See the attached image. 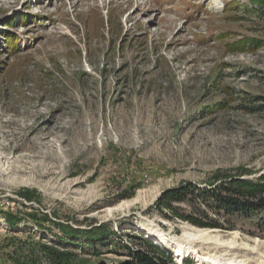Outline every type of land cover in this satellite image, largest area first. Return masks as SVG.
I'll return each mask as SVG.
<instances>
[{"label": "rangeland", "instance_id": "rangeland-1", "mask_svg": "<svg viewBox=\"0 0 264 264\" xmlns=\"http://www.w3.org/2000/svg\"><path fill=\"white\" fill-rule=\"evenodd\" d=\"M0 141L12 146L0 149V264H58L43 244L72 264H137L146 241L159 264H182L132 224L180 233L192 223L161 203L184 188L176 211L264 251V211L221 208L238 202L226 182L264 174V12L252 0H0ZM140 190L149 207L105 210ZM104 224L107 239L84 233Z\"/></svg>", "mask_w": 264, "mask_h": 264}, {"label": "bare ground", "instance_id": "bare-ground-1", "mask_svg": "<svg viewBox=\"0 0 264 264\" xmlns=\"http://www.w3.org/2000/svg\"><path fill=\"white\" fill-rule=\"evenodd\" d=\"M11 148L9 142L2 143L0 141V149L7 151ZM18 149L20 148L17 147L16 150ZM42 155L44 158H50L51 153L42 152ZM3 157L4 155H1L0 159ZM77 183L74 182V184ZM144 196L145 192L140 190L131 199L119 203L117 206L106 207L105 210L107 209V212L125 211L134 204L142 203V201H145V206H148L152 202L145 200ZM156 197L157 195L154 200ZM140 215H142L141 212ZM132 227L143 232L155 244L173 250L182 264H185L187 255L195 257L197 264H264V251L260 240L255 238L253 243L245 240L237 230L223 232L217 228L198 227L184 222L180 226L181 232L174 233L173 230L162 226L156 219L145 216L139 224H132Z\"/></svg>", "mask_w": 264, "mask_h": 264}, {"label": "trees", "instance_id": "trees-1", "mask_svg": "<svg viewBox=\"0 0 264 264\" xmlns=\"http://www.w3.org/2000/svg\"><path fill=\"white\" fill-rule=\"evenodd\" d=\"M252 1H254L260 7V10L264 12V0ZM22 21H26V19L24 18ZM12 38L14 41H8L13 49H17L18 43L16 42V35L12 34ZM246 43V40L239 41L238 43L232 44L231 48H243L245 46L244 44ZM256 44H259V42L256 41ZM224 189L236 195L235 197L229 196L227 197V199L238 201L237 204L232 202H226V204H223L221 208H224L226 213L234 214L235 212H238L244 214H252L257 211H264V174L258 180L234 179L233 181L226 182ZM211 191L212 193L217 192L218 188H215ZM188 194V188L169 190L168 192H166L161 206L173 210V212L177 216L191 222L194 225L210 228L219 227L220 225L216 223L204 221L203 219L195 217L193 215L185 216L174 209V207L171 205V202L186 198L187 196H189ZM19 218L20 217L14 214L7 216L9 223H11L12 225H14L19 220ZM68 228V226L62 225V229L65 233H74L75 235H79L80 232H83L82 230L75 232L73 228ZM84 233L92 239L101 240L107 239L109 235L114 232L111 227L104 224L99 227H95L94 229H87L84 231ZM144 244L147 250H138L135 253V257L138 260L137 264H159L156 259L162 260V262L164 263L167 262L168 257L163 251L159 250L157 247L147 241ZM42 248L43 251L48 254L49 258H51L55 263L72 264L70 261V254L64 253L58 248L47 244H43Z\"/></svg>", "mask_w": 264, "mask_h": 264}, {"label": "water", "instance_id": "water-1", "mask_svg": "<svg viewBox=\"0 0 264 264\" xmlns=\"http://www.w3.org/2000/svg\"><path fill=\"white\" fill-rule=\"evenodd\" d=\"M247 178H249V177H242L241 179H247Z\"/></svg>", "mask_w": 264, "mask_h": 264}]
</instances>
